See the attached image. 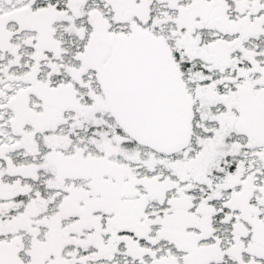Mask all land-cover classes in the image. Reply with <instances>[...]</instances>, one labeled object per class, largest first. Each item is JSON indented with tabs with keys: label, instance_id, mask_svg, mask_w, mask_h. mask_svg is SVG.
I'll return each mask as SVG.
<instances>
[{
	"label": "snow or ice",
	"instance_id": "snow-or-ice-1",
	"mask_svg": "<svg viewBox=\"0 0 264 264\" xmlns=\"http://www.w3.org/2000/svg\"><path fill=\"white\" fill-rule=\"evenodd\" d=\"M0 264H264V0H0Z\"/></svg>",
	"mask_w": 264,
	"mask_h": 264
}]
</instances>
